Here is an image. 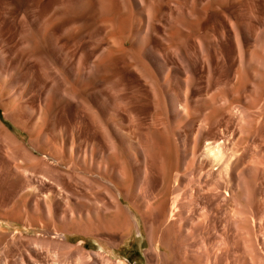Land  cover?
Wrapping results in <instances>:
<instances>
[{
    "label": "rangeland",
    "instance_id": "374dc122",
    "mask_svg": "<svg viewBox=\"0 0 264 264\" xmlns=\"http://www.w3.org/2000/svg\"><path fill=\"white\" fill-rule=\"evenodd\" d=\"M111 1L103 0L100 4L101 1L98 2V0H0V121L9 129L11 134L14 135H12V137L15 140H19V142H17L24 146L23 148L37 160L29 162L20 156L19 161L13 166L15 168L20 166L23 169L29 170L37 166L51 169V171H54L57 175L62 176L63 179L68 181L73 186L75 193V197L66 194L62 199L57 200L55 198V193H57L55 190L56 187L51 185L52 183L47 179H42L32 174L27 175L28 178L31 179L29 187H26L27 182L25 183L24 177L14 179V176L10 173V168L8 169L7 167L11 161L8 158L4 141L0 139V264H24L23 262L28 263V259L32 257L33 261H36L37 264H56L61 262L56 255H51V253H48L46 250H43V252L40 246H37V244L34 245L32 242L36 239H46L48 242L56 241L59 233L65 235L68 245L71 247L73 246L70 248L71 250H66V252L71 251V253L65 257L68 262L66 261L64 264L82 263L78 256L73 255V251H75L74 246L77 247V245H80L86 253L93 254L91 256V264H206L207 252L206 250L204 251L205 246L203 245L194 247L195 251L197 249L200 251L191 253L190 251L183 252L181 249L177 250L179 248H172V250L170 247L167 248L165 244L163 246V243L160 244V248L164 255L158 257L154 262H149L146 252L150 248V244L141 217L139 214L136 215L137 212L133 216V219L139 223V226L136 225L137 223H134L130 235L128 233L125 234L126 237L123 236L121 238L118 232H115V235L114 233L113 235L110 234L113 230L115 231V229L109 230L110 232L107 234L108 231H106L103 226L99 225L102 224L99 223V219H101V222L104 221V223L107 220L109 225L113 227L117 226L115 224L116 219H114L115 217L112 215V212L101 208L98 209L93 203V197L103 195L104 189H97L96 185L94 184L93 186L88 180L99 179L96 175H98L97 167L100 164V168H102L105 165L110 166L112 165L110 163H114L115 161L117 163V161L121 162L122 160L121 164H117L121 165L124 169L125 176L124 179L120 181L123 183L121 184L115 181L116 185L119 189L120 187L121 189L124 187H130V189L134 187L136 189L137 187H135V184L138 179L139 170L135 164V160L139 159V157L137 158L135 155L137 151L133 148L130 149L129 143L123 142L115 131L113 138L115 148L117 146L118 150L114 149L110 151L101 141L88 140L86 137V130L88 131L95 123L93 109L94 112L98 113V121L100 120L103 126L108 127V125H110L113 127L111 124L117 120V118L116 120L114 118H119L120 115L122 119L119 118L120 121L119 119L117 120L119 123L123 120L120 127L122 128L124 123L125 126H123V128L128 129L130 126V129L133 127L132 118L133 115L136 114L134 111H136L135 108H137L138 113L136 115L141 116L144 131L142 129V132L136 130V134L139 132V134H141L149 129L147 130L148 132L146 131L148 135L160 140L163 144L165 141V143L169 144L168 146L164 144L166 152L164 151L165 153L162 154L169 174L173 171L169 175V180L172 179V188L168 190V195L172 196L173 191L176 192V190H178L174 194L177 195L181 193L183 198L181 194L178 195V198H180L179 201L182 199L180 201L182 202L185 199L184 197L189 193L190 187L186 182L184 183L181 178L183 175L190 173L192 169L190 166L191 158L187 157V161H182V156H184L185 152L187 155L190 153L192 155L191 151L194 150L193 146H199V144H201L196 141L197 144L194 145V139L197 140L196 133L198 131L196 130L199 129L197 127H200V124L204 122L203 120H210L213 115L216 116L217 114L218 116L224 111H230V109L238 103H243L246 107H249V105L251 106V102L249 104V101L245 100V96L239 94V87L241 86V78L243 77L241 73L243 74L246 68H248L247 73H252L249 70L253 71L255 64L253 61V63L250 62V60V64L247 62L246 67L242 69L244 66L242 67V64L240 65L239 63V54L235 52L237 51V45L234 43H236V36L240 35L242 31H246V33L243 32L244 34H241L245 38H250V41L249 39H247L248 41L245 39L246 49H248V51L250 50L251 53L254 52L252 37L248 36V32L252 35V31H254V28L258 25V27L262 26V35L264 34V23L259 19L261 16L258 15V13L260 15L262 14L263 11L261 10H264V4L262 8H259L256 0ZM104 2H106V4H104ZM261 2L264 3V0H261ZM257 16L259 18H257ZM253 24H256V27H254ZM145 27L148 29V32L150 29L151 33L152 31L154 32L152 34L149 32L147 35V29ZM248 27L249 29L253 27V30H249ZM243 28H245V30ZM234 29L241 32L237 34L238 31H234ZM141 32L142 34H140ZM235 32L236 34H234ZM148 36L151 38V45L149 44L150 39L147 40ZM223 36L226 39L223 38ZM216 39L219 43H217L218 41ZM147 46L150 48L148 49ZM151 48L155 49L153 50ZM155 50L158 53L155 52ZM230 52L231 54L235 52L237 56L235 53H233L232 56ZM169 53L172 55L170 54L169 56ZM157 54L161 57L157 56ZM148 58L149 63L154 62L151 66L150 64L149 66L147 65ZM167 59L171 62H168ZM113 60L116 61L114 62ZM208 60H210L212 64ZM165 61H167V63H165ZM191 61H193L194 64ZM217 61L220 62L218 63ZM112 63L115 64V67L112 66ZM183 65L186 67L184 68ZM146 68H152L151 70H153L152 72L155 74L152 75L150 74L152 73L151 71H145ZM139 69L143 70L147 78H141L140 72L137 71ZM185 69L190 70L185 71ZM177 71L182 73V78L186 81V84L190 83V85H185L184 89L189 86L188 90L191 89L194 91L192 92L190 90V97L186 102V110L179 114L178 117H173L172 113L168 112L169 109L167 108V110L165 108V105L168 107L167 103L162 101H165V98L166 101L170 100L168 83H170ZM114 72H116V74ZM221 73L223 76L220 75ZM118 77L122 82L119 81ZM227 77L228 79H226ZM136 78L139 80H136ZM153 78L155 80H153ZM218 78L220 79L218 80ZM152 82L154 84H152ZM198 84L200 88L197 87ZM152 85H154V87L156 86L155 89ZM161 88L163 89L160 90ZM99 89L103 92L99 91ZM153 89L154 92H156L155 95L158 94V96L156 95L157 97L153 96ZM173 90L175 89L173 88ZM177 91L176 89L175 92L177 93ZM175 96L178 97L177 94H175ZM193 98H198L197 100L200 102L193 100ZM104 99H106V101ZM87 100L91 107L87 106L89 105L87 104ZM247 100L249 99L247 98ZM84 101H86V103ZM136 101H138V103ZM158 102L159 105L157 106ZM124 103H126V105ZM155 107H157V109H155ZM21 108H24V110ZM219 111L220 113L218 114ZM83 112L87 113L84 114ZM6 113L8 116H6ZM215 116L213 117L215 118ZM102 117H104V119ZM193 119H195V121ZM152 120L157 126H151L153 125ZM56 121L58 122L57 125H55L57 123ZM188 121L192 124L187 123ZM159 122L164 124H160ZM119 123L116 124L115 122L114 124L118 125ZM191 125L195 127L192 126L194 128H190ZM186 126L189 128H186ZM162 128L165 129L164 132L161 131ZM187 129H190V131L193 129V131L190 132ZM84 130L85 132H83ZM194 130L196 132H194ZM177 132L181 134L180 139ZM186 132L188 133V137L185 135ZM163 134L165 136L169 134L166 137L168 138L170 136L168 140L172 145L168 143L165 136V138H161ZM184 135L188 139L185 138ZM191 135L193 137H191ZM162 140H164V142ZM96 142H99V144H96ZM133 144L135 145V143ZM174 144H176V146ZM201 145L204 146V143L202 142ZM201 145L199 148H203ZM100 148L101 150H99ZM177 148L180 152H178ZM150 149L156 152L158 147L152 144ZM169 150L171 152H169ZM93 151L95 152L93 153ZM113 151H118V154L115 152L116 158ZM101 152H103V154ZM168 152L171 154L169 155ZM106 155H109L108 157L110 158ZM167 155L173 158L170 157V160ZM91 161H93V164ZM98 162L101 163L98 165ZM116 163L112 166H116ZM73 164L75 167L71 166ZM84 168L88 169L86 170ZM91 170H93L94 174ZM8 175L11 176V178ZM67 175H71L72 177H68ZM178 175H180V177ZM228 179L229 178H226V180ZM174 185L175 187L173 188ZM161 190L163 191L164 189L160 187L159 192H161ZM229 192L228 190V193ZM237 195H239L238 191ZM231 196L228 195L227 201L222 204L223 206L221 205V207L219 206L215 210L216 213H220L224 210H226L224 213H227L226 215L223 214V216L220 215L222 222L220 227V223L218 224V233L220 232L221 236H219L220 234L217 236L214 235L207 241V244L206 242L205 244L207 245L206 247L209 246V249L215 247L216 250V248H218L215 252H220L218 255H224V264H226L225 262H229L227 264H234L235 262L237 263L239 259L242 261L239 262L243 264L245 256H243L242 250L240 254L241 247L238 237V241H236V236L240 234L238 233V235H236L238 231L229 226V223L232 221L229 219L232 218L231 210L234 209V207L230 205L231 203H229L231 202L229 200ZM48 204L52 206L53 211V214L50 215V219L44 209V206ZM125 205H128L127 202H125ZM97 209L100 214L103 213L102 216L98 214ZM97 214L101 216V218L98 217V219ZM105 214L109 216L106 217ZM226 216L229 219V223L227 222L228 219ZM224 217H226L225 220ZM200 219L202 223L199 221L197 222L201 225L203 224V218ZM197 222H195V225L197 224L196 226L199 225ZM77 224L90 226V230L94 228V225H97L95 228L97 231L95 229L94 231L91 230V232L79 231L77 229ZM224 224L225 226H223ZM227 225L229 229L226 228ZM101 229L105 231L102 232ZM227 229L229 234L226 233ZM192 232L194 231L192 230ZM223 232L225 235H223ZM192 234L190 237L194 236V233ZM108 235H110V238L107 237ZM222 237L223 240L229 238V243H231V245L228 243V247L226 245V247H223L225 243L223 244L224 241L221 240ZM214 240L216 243H219L217 240H220L221 243L219 244H221L223 248H219L220 245L217 243V245H219L217 246ZM115 242H119L118 245ZM234 244L237 246L235 247L236 249L234 248ZM229 247L232 249L228 250ZM222 250L226 251L223 253ZM227 251H232V254L225 257L226 253H228ZM34 252L37 256L34 255ZM95 253H101L103 257L95 256ZM104 256L109 259L106 260ZM35 257L38 259H35ZM34 262L32 263L29 261L28 264H36V262Z\"/></svg>",
    "mask_w": 264,
    "mask_h": 264
},
{
    "label": "bare ground",
    "instance_id": "6f19581e",
    "mask_svg": "<svg viewBox=\"0 0 264 264\" xmlns=\"http://www.w3.org/2000/svg\"><path fill=\"white\" fill-rule=\"evenodd\" d=\"M100 1L98 0V2H100V4H101L103 0H100ZM256 1H257V4H258L257 6L259 8H262V6H263L264 3H262L261 0H256ZM104 4H106V2H104ZM258 10H260V9H258ZM261 11L264 12V10H261ZM263 12H262L261 15L258 13V15L261 16V17L259 18L257 16V18H259L264 23V15H263L264 13ZM149 13H151V12H149ZM149 13H148V15H149ZM149 18H148V21H149ZM259 21H257V22H259ZM153 26H152V28H153ZM259 26H261V25H259ZM254 27H256V24L254 25ZM148 28H149V26H148ZM150 28H151V26H150ZM252 28L250 27V29H249V27H248L249 30H253ZM154 29H152V30H154ZM243 29L245 30V28H243ZM235 30L236 29H234V31ZM150 31H151V29L149 30V32ZM236 31H238V30H236ZM262 31H263L262 30V26L261 27H258V25H257L256 28H254V31H252L253 32L252 35H251V33H249L247 31L248 32V36L249 37L251 36L252 37V41H253L252 45H253V51L254 52H252V53H251L250 50L248 51V49H246V46H245V43H246L245 41L247 39H249V41H250V38H245L244 36L241 35V34H244L243 32L246 33V31H242V33H240L241 31L240 32L239 31L237 32V34L240 33V35H237L236 36V41H235L236 43H234V44L237 45V47H236L237 51H235V52H238V54H239V63H240V65L242 64V67L244 66L242 69H244L246 67V63L247 62L249 63L250 60H251L250 62L253 61L254 64H255L254 65L255 68L253 67L254 70L253 71L249 70L252 73H249V72L247 73V69L248 68L244 69V71L246 70L245 72L242 70L244 72L243 74L240 72L241 75H243V77L241 78L242 81H241V86L239 87L240 88V93L239 94H242L243 96H245L244 97V98H246L245 100L246 101H249V104L251 102V106L249 105V107H246L245 105H243V103H240V104L238 103L239 105L238 104H237L238 106L237 105H234V107H232L230 109V111H226V112L224 111V112L220 113V111H221L220 110L218 112V114L220 113L218 116H217V114H216V116L213 115V116H215V118L213 116H211L212 118L211 119L209 118L210 120H206V121L203 120L204 121L203 123L200 122L201 123L200 124V127H197L199 129L196 130V131H198L196 133L197 140L194 139L195 140L194 145L197 144L196 141H198L201 144L203 142L204 143V146L201 145V144H199V146L198 145L197 146L195 145L196 147L193 146L194 150L191 151L192 152V155H191V153L189 155H187L186 152H185L186 155L184 154V156H182L183 157V160L182 161H187V159H188L187 157H190L191 158L190 159L191 160V162H190L191 165L190 166L192 168L191 171H190V173L183 175L182 178H181V179H183L182 181L184 183L186 182L187 185H189V187H190V190H189V188L185 185L188 188L189 193L187 195L185 193L186 197H184L185 199L182 202H180L182 199L179 201L180 198H178L179 197L178 195L181 194V193H178L177 195L174 194L178 190H176V192L173 191V195L174 196L173 195L172 196H169L168 195V190L170 188H172V184H171L172 183L171 182L172 179L169 180V178H170L169 175L173 171L169 174V172L167 170V167L165 166V160H164L162 154L166 152L165 151V148H164V144H166L167 146L169 144L165 143L166 141L164 142V140H162L164 142V144H163L160 140L155 139L154 137H151V135H148V133H147L148 131L147 130H149V129L146 130L147 132L145 131V132L139 134L140 132L138 131L139 133L136 134V132H137L136 130H140L142 132V130L144 129V125L141 122V116L136 115L138 113L137 112L138 109L133 106L135 108V110H136V111H134V113H136V114L133 115V118H132L133 127L130 128V129H129L130 126L128 127V129H126V128L124 129L123 128V126H125L124 123L122 125V128L120 127L121 126L120 124L123 121L122 120L120 123L117 122V120L119 118L122 119L120 117V115H119V118L118 117H115L114 118L115 120L117 118V120L115 122H116V124L119 123L118 124L119 126L118 125H115L114 124L115 122L111 124L113 127H111L110 125H108V127L107 126H103V124L101 123V121L100 120L98 121V113L94 112V109H93V113H94L93 116H95V123H94V125L92 127H90L88 129V131L86 130V132H87L86 133L87 139L90 140V141L91 140L92 141H96V140L101 141L104 145H106V147L110 151H112L114 149L115 150H118L117 146L115 148V142H114V138H113V136H114V134L116 132L118 134V137L123 142H125L127 144L129 143L130 149L133 148L134 150L137 151V153L135 152L136 154L135 153L134 154L136 155L137 158L139 157V159L136 158L137 159V160H135L136 163L134 162L136 164L138 170H139V174L137 173L138 174V176H137L138 179H137V182L135 184V187H137L136 189L134 187L133 188L131 187V189H130V187L125 188L124 186H122V187H124L123 189H121V187L119 186L120 187V189H119L117 187L115 181H117V183L118 182L121 183L120 181H122L124 179V176H125L124 169L121 167V165L117 164V163H120L121 164L122 160L120 158H118V159H120L121 162H118L117 161V163H116V161H115L114 163H116L117 165L114 166V167L112 166L114 163H110L112 165H110V166L109 165H105L104 167L100 168V166H101L100 163L101 162H98V165L99 164L100 165L97 167L98 168L97 169L98 175H96V177L98 176L99 179L98 180H95V179H91L90 180L89 178H87V179H89L88 181L93 186H94V184L96 185V188L97 189L98 188H100V189L103 188L104 189L103 195H100V196H97V197L96 196L93 197V200H94L93 203L96 205V207H98V209L101 208L103 210H107V211L112 212V215L115 217L114 219H116L115 220V224L117 226H115V224H114L115 227H113L112 225H109V223L107 222V220H106L105 223H104V221L101 222V219H99L98 217L101 218V216H102L103 213L100 214V212H98V209H97L98 214L101 215V216H98V214H97V218L100 220L99 223H102V224H99V223L98 224L101 225V226H103L104 229H106V231H108L107 234H109V232H110L109 230L115 229V231L113 230V232L110 233V234L113 235V233H114V235H115V232H118V234H119V236L121 238L123 236L126 237L125 234H128L129 233V235H130V233H131L130 231H132L131 229L133 228V224L134 223L135 224L137 223L136 225L139 226V223L136 222L133 219L134 218L133 216L137 212L136 215L139 214L140 217H141L142 223H143L144 228L146 230L145 233L147 234V239H148L149 244H150V248L146 252V255H147V258H148V261L149 262H154L158 257L164 255V253L162 252V249L160 248V244L163 243L162 245L164 246V244H165L167 246V248L168 247H170L171 249L172 248L173 249L179 248L177 250H180L181 249V251H183V252H185V251L186 252H189L190 251L191 253H193L195 251L194 250V247H197L198 245H203V246H205L204 247V251L206 250V252H207L206 253L207 259L205 258L206 259L205 260V263L206 264H224L223 263V257H224V255H218L220 252H215L218 248H216V250H215V247H212V248L209 249L208 248L209 246L206 247L207 246L206 244H207V241L212 236H214V235L217 236L219 234H220L219 236H221V233L220 232L218 233V231H219V227H220L221 222H222L221 221L222 220L221 216H223V214H225L224 211H226V210H224V211H222L220 213H216L215 210L219 206L221 207V205L225 201H227V198H228L227 196L228 195L231 196V194H232V196L229 198V200L231 201L229 203H231L230 205H232V207H234V209L232 208L233 209V210H231V212H232V215H231L232 218H229V219H231L233 222L231 221V223H229V219H228L227 216L226 217L228 219L227 222L229 223V226L235 228L238 231V232H236L237 233L236 235H238V233L240 234L239 236H236V241H238V240L240 241L239 242L240 243V247H241L240 254H241V250H242V252H243L242 254H244L243 256H245L244 259H243V261H244L243 264L244 263H246V264H264V34L262 35V33H263ZM146 32H147V35H148V33H149L148 32V29H147ZM153 32L154 31H152V33ZM140 34H142V32ZM234 34H236V32ZM184 36H185V34H184ZM147 38H148L147 40L150 39L149 40L150 41L149 44H150L151 43V38L149 36ZM223 38H225V37L223 36ZM115 40H116V38H115ZM112 41H114V40H112ZM119 41H120V39H119ZM152 41H154V40H152ZM217 43H219V41ZM149 44H147V45H149ZM219 46H221V45H219ZM147 47H148V49L150 48L149 46H147ZM151 47H153V46H151ZM187 48H185V49H187ZM233 48H235V47H233ZM151 49H153V48H151ZM151 49H150V51H151ZM201 49H202V46H201ZM187 50H189V49H187ZM155 52H157V51L155 50ZM155 52H154V55H155ZM175 52H177V51H175ZM184 52H183V54H184ZM231 52H230V54H231ZM235 52H233V53H235ZM200 53H202V52H200ZM233 53L231 54L232 56H233ZM170 54L171 53H169V56H170ZM187 54H189V53H187ZM252 54H253V56H252ZM216 55H217V53H216ZM148 56H150V55H148ZM157 56H160V55L157 54ZM164 56H167V55H164ZM191 56H192V54H191ZM236 56H237V54H236ZM178 59H179V57H178ZM203 59H204V57H203ZM210 59H212V58H210ZM117 61H118V59H117ZM148 61H149V58L147 60V63L148 64L146 63L148 66H149V64L151 66V64L154 63V62H152V63L150 62L149 63ZM161 61H162V58H161ZM167 61H168V59H167ZM167 61H165V63H167ZM194 61H196V60H194ZM208 61L210 62V60H208ZM168 62H171V61H168ZM191 62H193V61H191ZM117 63H119V62H117ZM144 63H145V59H144ZM210 63H208V64H210ZM193 64H194V62H193ZM114 65L115 64H113L112 66L115 67ZM184 65H186V64H184ZM189 65H190V63H189ZM186 66H184V68ZM227 66H228V64H227ZM158 67H160V66H158ZM151 69L152 68H148V69L146 68L145 71L147 70V72H150V71L152 72L153 70H151ZM186 70L187 69H185V71ZM188 70H190V69H188ZM137 71L140 72L139 74H141V78L142 77H146L147 78V75L144 74L143 70L139 69ZM223 71H222V73H223ZM114 73L116 74V72H114ZM213 73H216V72H213ZM222 73L220 75H222ZM150 74L153 75L155 73L152 72ZM181 74L182 73L180 71H177L175 73V75L173 74L174 75L173 78L171 79L170 83H168L169 84V86H168V93L170 94V95L169 94L168 95H169V99L170 100L169 101H166V98H165V101L164 100L162 101L164 103H167V106L168 107H166V105H165V108L166 109L167 108L169 109V110L168 109L167 110H168L169 113L170 112L172 113V116L173 117H178L179 114L183 113L186 110V102H187V99L190 97V94L189 93H190V90L191 89L188 90V87L189 86L184 89V86L185 85L187 86L188 84L190 85V83L186 84V81L182 78V75ZM138 76H140V75H138ZM226 76H228V75H226ZM154 77H156V76H154ZM214 77H216V76H214ZM228 77L226 79H228ZM118 79H119V77H118ZM137 79L138 78H136V80ZM219 79L220 78H218V80ZM153 80H155V79L153 78ZM115 81H116V78H115ZM119 81L122 82L120 79H119ZM130 81H131V79H130ZM207 81H209V80H207ZM188 82H190V81H188ZM149 83H151V82H149ZM152 84H154V83L152 82ZM199 84L197 85L198 88H200L199 87ZM106 85H107V83H106ZM156 85H157V83H156ZM150 86H151V84H150ZM152 86L155 89L156 86L155 87H154V85H152ZM173 88L175 90H173ZM154 89H153V91L151 90L152 93L154 92ZM162 89L163 88H161L160 90H162ZM176 89L178 90L177 93L175 92ZM144 90H146V89H144ZM99 91H101V90L99 89ZM191 91L193 92L194 90H191ZM101 92H103V91H101ZM155 93L156 92L153 93V96L154 97H157L158 94H156L157 95L156 96ZM175 94H177L178 97H176ZM165 96H167V95H165ZM134 97H135V95H134ZM131 98H132V96H131ZM136 98H138V97H136ZM247 98L249 100H247ZM154 99H156V98H154ZM197 99H194L193 98V100H197ZM104 100L106 101V99H104ZM138 101H140V100H138ZM138 101H136V102L138 103ZM197 101H199V100H197ZM84 102L86 103V101H84ZM184 102H185V104H184ZM87 104H89L88 103V100H87ZM124 104L126 105V103H124ZM222 104H224V103H222ZM158 105H159V102H158L157 106ZM87 106H90L91 107L90 104L87 105ZM20 107H19V110H20ZM24 108H25V105H24ZM24 108H21V109L24 110ZM155 109H157V107H155ZM96 111H98V110H96ZM189 111H190V109H189ZM168 112H167V114H168ZM85 113H87V112H85ZM118 113H120V112H118ZM112 114H113V112H112ZM6 116H8L7 113H6ZM121 116H123V115H121ZM102 118L104 119V117H102ZM120 119H119V121H120ZM52 120H54V119H52ZM193 120L195 121V119H193ZM159 121H161V120H159ZM152 123H153V120H152ZM187 123L192 124V123H190V121H188ZM57 124H58V122L55 125H57ZM160 124H164V123H160ZM196 125H197V123H196ZM151 126H154L155 127L157 125L153 123V125H151ZM161 126H163V125H161ZM192 126H194V125H191L190 128H194L195 127V126L194 127H192ZM186 128H189V127L186 126ZM186 128H184V129H186ZM163 129L164 128H162L161 131L164 132L165 129L164 130ZM53 130H55V129H53ZM187 130L190 131V129H187ZM192 131H193V129H191L190 132H192ZM196 131L194 130V132H196ZM83 132H85V130ZM184 132H185V130H184ZM157 133L159 134L160 132H157ZM186 133H185V135L188 137V133L187 134ZM175 134H176V132H175ZM12 135L13 134H11V132L9 131V129L0 121V139H2V141H4L5 149H6L7 153H8V158L11 161L10 164L7 165V167H8V169L10 168V170H11L10 173H12V175L14 176V179H16L18 177H20V178L24 177L25 178V180H24L25 183L27 182V185L26 184H24V185H26V187L27 186L29 187L30 186L29 183H30L31 179L28 178L27 175L32 174L33 176H38V177H41L42 179L49 180L52 183L51 185H53V186L56 187L55 190L57 191V193H55V198L57 200L62 199L64 197V195H66V194L75 197V193H74L73 186L68 181H66L65 179H63L62 176H59L54 171H51V169L41 168V167H38V166L37 167H34L32 170L23 169L20 166H17L15 168L14 167L15 166L14 164H16V162L19 161V157L20 156H22V158H24L25 160H27L29 162H31L32 160H36V159L33 158L23 148L24 146H22V145H20V143H18L19 140H17V139L15 140L12 137ZM168 135L166 134V136H168ZM177 135H178V137L180 139L181 138V134H179V132H177ZM192 135H193V133H192ZM192 135H191V137H193ZM164 136L165 135L163 134V136L161 138H163ZM186 136H185V138H187ZM169 138H170V136L167 138L168 143H170V141L168 140ZM175 138H176V135H175ZM189 139H190V136H189ZM97 143L99 144V142H96V144ZM133 143H135V145ZM152 144L153 145H157L158 150L156 152H153L152 151L153 149L152 150L150 149V146ZM174 145L176 146V144H174ZM200 145L203 146V148H199ZM96 147H97V145H96ZM122 148H120V149H122ZM167 148H169V147H167ZM190 148H192V147H190ZM99 150H101V148ZM94 152L95 151H93V153ZM115 152H116V154H118L117 153L118 151H115ZM115 152L113 151L114 156L116 155ZM132 152H133V150H132ZM169 152H171V151L169 150ZM178 152H180L179 149H178ZM101 153L103 154V152H101ZM134 154H132V155H134ZM170 154L171 153H169V155ZM178 154H180V153H178ZM120 155H121V153H120ZM132 155H130V156H132ZM169 155H167L168 158L171 157ZM126 156H128V155H126ZM177 157H179V156H177ZM108 158H110V157H108ZM115 158H116V156H115ZM171 158H173V157H171ZM171 158H170V160H171ZM102 160L103 159L101 158V161ZM1 161H2V159H1ZM106 161H107V159H106ZM168 161H169V159H168ZM38 162H39V160H38ZM92 162L93 161H91V163ZM40 164H42V163H40ZM106 164H107V162H106ZM71 166L75 167L74 164L71 165ZM32 167H33V165H32ZM84 169H86V168H84ZM84 169H83V171H84ZM91 171L93 173V170H91ZM67 176L68 177H72L71 175H67ZM178 176L180 177V175H178ZM9 177L11 178V176H9ZM9 177H8V179H9ZM226 178H229V179L226 180ZM32 179H34V178H32ZM44 182H45V180H44ZM43 185H44V183H43ZM53 186H50V187H53ZM160 187H162L164 189L163 191L161 190L162 193L159 192V188ZM174 187H175V185L173 186V188ZM181 187H179V188H181ZM228 190L230 191L229 193H228ZM237 191L239 192V195H237ZM183 194H184V192H183ZM96 195H98V194H96ZM182 198H183V195H182ZM125 202H127L128 205H125ZM94 204H93V206H94ZM94 208H95V206H94ZM44 209H45V213L47 215H49L48 217L50 219L51 218L50 215L53 214L52 213L53 212L52 211V206L50 204L45 205L44 206ZM73 212H74V210H73ZM73 212H72V214H73ZM228 214H230V213H228ZM90 215H91V213H90ZM112 215H110V216H112ZM71 216H73V215H71ZM80 216H81V214H80ZM105 216H106V214H105ZM108 216L109 215H107L106 217H108ZM226 217H224V220H225ZM200 218H203V224H201V225L199 223V222L202 223V220ZM197 221H199V222H197ZM195 222H197L200 226L199 225L196 226L197 224L195 225ZM93 224H94V222H93ZM218 224H219V227H218ZM83 225L84 224H79L77 226V229L79 231L82 230L84 232H87V231L91 232V230L94 231V229L97 227V225L96 226L94 225V228L90 230V228H91L90 226H83ZM86 225H87V223H86ZM223 226H225V224ZM231 227H230V229H231ZM222 228H224V227H222ZM226 228L229 229L228 225L226 226ZM99 229H100V227H99ZM228 229H227V232L226 233H228ZM95 230L97 231V229H95ZM101 230H102V232L105 231L103 229H101ZM192 230L194 232H192ZM95 233H97V232H95ZM104 233H106V232H104ZM192 233H194V236L190 237ZM112 235H111V237H112ZM223 235H225V233ZM109 236L110 235H108L107 237H109ZM223 237L221 238V240H223ZM227 237H228V235H227ZM237 237H238V240H237ZM109 238H107V239H109ZM111 240L114 241L113 239H111ZM66 241H67V239H66L65 235L59 233L57 235V240L56 241L48 242L46 239L45 240H43V239L42 240L41 239H39V240L36 239L35 241H32V242L34 243V245L37 244V246H40V248H41L42 251L43 250L44 251L46 250L48 253H51V255L52 254L56 255L59 258V260H61V262L57 261L59 263H56V264H64V262L66 263V261H67V259L65 257L69 253H71V251L70 252H66V250H71L70 248L73 247V246L71 247L70 245H68ZM217 241H219V243H221L220 240H217ZM223 241H224L223 244L225 243L223 247H226L227 245L229 246V244L231 245V243H229V238L228 239H225ZM205 242H206V244H205ZM118 243H116V244L118 245ZM215 243H216V241H215ZM217 243H216V245H217ZM113 244H114V242H113ZM219 245H220L219 248L222 249L223 247H221V244H219ZM219 245H217V246H219ZM114 246H115V244H114ZM235 247H237V246H235V244H234V248ZM205 248H207V249H205ZM229 249H232V248L229 247L228 250ZM74 250L75 251H73V255L79 257L80 261L82 262L80 264H91V261H92L91 256L93 254L86 253V251L80 245H77V247L74 246ZM226 250H224V251H226ZM197 251H200V250L197 249L195 252H197ZM224 251L222 250L223 253H224ZM227 252L228 253H226L225 257L232 254L231 253L232 251H227ZM179 253H181V252H179ZM236 253H238V252H236ZM34 255H36L35 252H34ZM94 255L101 257L103 254H101V253H95ZM29 256H31V255H29ZM56 256H54V257H56ZM32 258H29L28 260L33 263L34 261H33ZM104 258L106 260L109 259L106 256H104ZM35 259H38V258L35 257ZM29 261H28V263H29ZM237 261H238L237 263L235 262L236 264H238V263L241 264V262H242L240 259L237 260ZM239 261H241V262H239ZM23 263L24 264H28L27 262H23ZM225 263L227 264L229 262H225ZM36 264H37V262H36Z\"/></svg>",
    "mask_w": 264,
    "mask_h": 264
}]
</instances>
